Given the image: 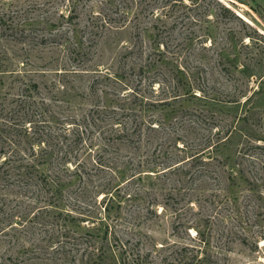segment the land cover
Here are the masks:
<instances>
[{"label":"rangeland","instance_id":"obj_1","mask_svg":"<svg viewBox=\"0 0 264 264\" xmlns=\"http://www.w3.org/2000/svg\"><path fill=\"white\" fill-rule=\"evenodd\" d=\"M124 1L0 0V264L62 262L58 201L152 264H264V0Z\"/></svg>","mask_w":264,"mask_h":264},{"label":"trees","instance_id":"obj_2","mask_svg":"<svg viewBox=\"0 0 264 264\" xmlns=\"http://www.w3.org/2000/svg\"><path fill=\"white\" fill-rule=\"evenodd\" d=\"M136 0H125L127 7L129 8V5L133 3ZM167 1H173V3H178L180 1L181 3H186V6H188V9H191L192 7L200 8L203 5V0H167ZM73 6L76 3V0H72ZM222 9L224 13L237 16L234 10H232L231 7L222 5ZM154 15V12H151ZM126 15H128V12H125ZM103 21H107L106 17H104ZM254 74V73H250ZM118 76V75H117ZM33 86L36 87L37 84L33 83ZM196 95V94H194ZM197 96V95H196ZM126 114L124 111L116 112V115H112L110 117V124H118L116 127L119 128H113L112 130H115V133H111L112 135L109 136V138H118L120 139H128L130 143L134 142V132L136 128L138 130H142L141 126H137V124L134 125V127L129 126L127 121H124L123 116ZM92 119V118H91ZM102 120L94 118L93 123L98 125L97 121ZM103 121V120H102ZM101 121V123H102ZM101 125V124H100ZM99 125V126H100ZM145 125V124H144ZM152 125V122L148 123V127L154 128ZM108 130H103L102 133L104 136L109 135ZM231 136V135H230ZM230 138V137H229ZM228 139V138H227ZM178 147V145H175ZM181 149H184V145H181ZM179 162V159L176 157L172 159V161L167 162L164 167L159 170L160 173L167 172V170L170 169H178V165H175ZM232 169V168H230ZM38 173L40 174V182L43 184V187H48V191L51 194L50 196L53 197L56 194H61L59 190V178L55 176H51L49 173H46L44 170H41L39 167L37 168ZM52 187V189H51ZM62 203L58 201L51 202L48 204V207L50 208L49 211H54V216L52 217V223L55 224L57 227H61V229H58L60 237L57 238V243H59V247L57 251H59L62 254V262L58 264H68L72 257H71V249H69V243H80L84 241H92V243H101L100 246L95 247L93 245H89L88 248H90L89 255L85 258V261L88 264H152V260H150L147 257V254H143L140 250L134 251L128 244V240H125V242L120 238V236L113 230L109 229L110 225L105 222L104 218L91 219V217H75L72 215L71 211L68 209H63ZM46 207V208H48ZM75 220L79 221L78 224L72 223L75 222ZM91 220L98 221L97 223H94L93 225L86 226L84 224H88L90 222H94ZM73 226L77 228H83L84 234L77 231V229H73ZM104 228V229H103ZM78 241V242H77ZM58 246V245H57ZM56 246V247H57ZM55 247V248H56ZM88 248H85L84 250H87ZM191 248V249H190ZM192 251V253H190ZM177 259H175V262H167L165 264H219L217 261H213L212 257H205L203 255L200 257L201 253H203L201 248L195 249V247H182L178 252ZM57 263V262H56ZM164 264V263H163Z\"/></svg>","mask_w":264,"mask_h":264}]
</instances>
